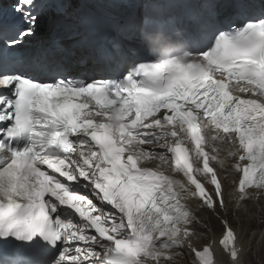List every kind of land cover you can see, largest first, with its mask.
<instances>
[{"label":"snow or ice","instance_id":"snow-or-ice-1","mask_svg":"<svg viewBox=\"0 0 264 264\" xmlns=\"http://www.w3.org/2000/svg\"><path fill=\"white\" fill-rule=\"evenodd\" d=\"M184 2L0 3V264H249L264 0Z\"/></svg>","mask_w":264,"mask_h":264},{"label":"rangeland","instance_id":"rangeland-1","mask_svg":"<svg viewBox=\"0 0 264 264\" xmlns=\"http://www.w3.org/2000/svg\"><path fill=\"white\" fill-rule=\"evenodd\" d=\"M219 211V210H218ZM235 209L232 206H229L227 209L229 221L232 223L233 227H237V223L233 220L232 213ZM249 211L255 213L258 219L249 220L246 216L243 215V209L237 213L240 217V227L254 230L255 236L252 238L251 243V252L247 253L246 259L249 261V264H264V198L260 202V207L254 208L249 205ZM198 216L202 218H208L213 216L212 213L205 211H200L197 213ZM213 221V222H212ZM212 226L215 232V235H219V226L218 222L213 219ZM199 230V229H198ZM218 231V232H217ZM248 239V238H247Z\"/></svg>","mask_w":264,"mask_h":264},{"label":"bare ground","instance_id":"bare-ground-1","mask_svg":"<svg viewBox=\"0 0 264 264\" xmlns=\"http://www.w3.org/2000/svg\"><path fill=\"white\" fill-rule=\"evenodd\" d=\"M77 54H79V53H77ZM260 202H262V199H261V201ZM229 219V218H228ZM213 222V221H212ZM218 232V231H217ZM218 237V236H217ZM246 240H247V237L245 238Z\"/></svg>","mask_w":264,"mask_h":264}]
</instances>
